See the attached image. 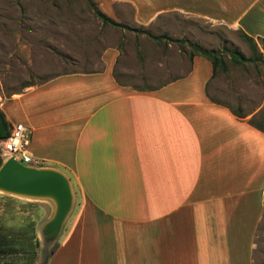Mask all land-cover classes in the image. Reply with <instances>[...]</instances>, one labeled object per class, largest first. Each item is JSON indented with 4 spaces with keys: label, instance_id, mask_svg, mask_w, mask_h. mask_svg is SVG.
<instances>
[{
    "label": "crops",
    "instance_id": "obj_1",
    "mask_svg": "<svg viewBox=\"0 0 264 264\" xmlns=\"http://www.w3.org/2000/svg\"><path fill=\"white\" fill-rule=\"evenodd\" d=\"M93 2L116 22L145 27L178 12L264 38V0ZM159 53L168 62L147 60L153 70L141 85L120 80L129 70L122 48L108 46L99 69L54 75L0 105L10 126L25 127L33 166L70 185L69 215L45 264L262 262L253 251L264 131L209 96L208 59Z\"/></svg>",
    "mask_w": 264,
    "mask_h": 264
},
{
    "label": "rangeland",
    "instance_id": "obj_2",
    "mask_svg": "<svg viewBox=\"0 0 264 264\" xmlns=\"http://www.w3.org/2000/svg\"><path fill=\"white\" fill-rule=\"evenodd\" d=\"M96 10L93 0H0V105L14 92L54 75L99 69L100 53L108 46L122 48L120 61L129 70L120 80L135 86L142 84L147 69L153 70L147 60L168 62L159 52L173 50L184 60L213 51L222 62L209 82V96L264 131V40L253 39L252 52L239 30L192 15L166 12L145 27L129 19L120 22L122 27L103 23ZM124 12L129 18L130 10ZM232 51L251 60L234 62ZM54 209L49 197L0 190V264H45L69 215L57 235L46 240L44 225ZM253 257L264 259V210Z\"/></svg>",
    "mask_w": 264,
    "mask_h": 264
},
{
    "label": "water",
    "instance_id": "obj_3",
    "mask_svg": "<svg viewBox=\"0 0 264 264\" xmlns=\"http://www.w3.org/2000/svg\"><path fill=\"white\" fill-rule=\"evenodd\" d=\"M0 190L53 199V215L44 225L43 237L46 240L57 235L72 203V193L65 175L54 169L22 164L11 156L0 164Z\"/></svg>",
    "mask_w": 264,
    "mask_h": 264
},
{
    "label": "trees",
    "instance_id": "obj_4",
    "mask_svg": "<svg viewBox=\"0 0 264 264\" xmlns=\"http://www.w3.org/2000/svg\"><path fill=\"white\" fill-rule=\"evenodd\" d=\"M96 13H97L98 17L103 21V23L110 24L112 26L126 27V26L122 25L120 22H116L113 19H111L110 17L106 16L105 14H103L98 9L96 10ZM240 34L247 41L251 51L252 52L255 51L256 44H255L253 38L249 37L248 35H246L245 33L241 32V31H240ZM258 39L262 40V41L264 40V38H258ZM262 47L264 48V46H262ZM198 54L203 56V57H205L206 59H208L210 61L211 66H212V76H213L214 73H215V70H216V65H217L218 60L220 62H222L221 59H220V54L216 53V52H213V51H203V52L198 53ZM229 55H230L231 60L234 61V62H244V61H250L251 60V58H249V57L246 58V57H244L242 54H240L237 51H232V52H230ZM262 62L264 64V59L262 60ZM234 113L238 117H242V115H240V114H238L236 112H234ZM247 122L250 123L251 125L255 126L256 128L261 129L256 123H254L252 121V119H248ZM9 128H10V124L6 120L2 110L0 109V139H3V138H5L8 135ZM1 162H2V157L0 155V164H1ZM260 264H264V259H263V261Z\"/></svg>",
    "mask_w": 264,
    "mask_h": 264
},
{
    "label": "built area",
    "instance_id": "obj_5",
    "mask_svg": "<svg viewBox=\"0 0 264 264\" xmlns=\"http://www.w3.org/2000/svg\"><path fill=\"white\" fill-rule=\"evenodd\" d=\"M28 143L26 129L21 123H14L9 128L8 135L0 139L1 157H13L22 164H29L31 157L25 152V147Z\"/></svg>",
    "mask_w": 264,
    "mask_h": 264
}]
</instances>
